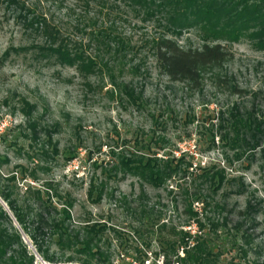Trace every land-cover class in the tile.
<instances>
[{"label": "rangeland", "instance_id": "obj_1", "mask_svg": "<svg viewBox=\"0 0 264 264\" xmlns=\"http://www.w3.org/2000/svg\"><path fill=\"white\" fill-rule=\"evenodd\" d=\"M128 5L119 0H0V160H7L0 167V188L7 186L9 174H18L12 195L19 200L27 186L44 190L52 182L61 197L74 200L72 228L85 221L107 226L104 264H159L160 249L177 240L173 231L193 236L197 220L203 224L201 236L220 254L217 264H264V129L252 151L238 153L219 138L221 115L227 119L235 107L241 114L255 112L264 122V50L245 37L216 41L210 35L216 25L167 33L160 17L145 18ZM41 19L59 30L70 50L97 63L108 61V70L100 63L99 73L80 74L48 57L41 49L51 40ZM108 28L112 39L90 35ZM163 33L182 49L219 43L232 58L205 70L197 88L172 82L159 72L151 51V41ZM116 38L123 40L119 47ZM127 86L136 99L127 98ZM21 100L33 107L30 119L19 111ZM30 121L38 126L35 144L23 137L30 134ZM49 138L58 155L39 163L47 170L38 171L35 181L21 180L17 166L33 170L27 156L41 147L51 153ZM135 151L158 158L184 153L185 175L155 189L130 175L104 171L117 154ZM212 168L222 170L226 180L216 193L200 177L201 170ZM92 184L97 188L92 200L101 189L99 203L88 198ZM0 207L32 264H52L37 253L1 198ZM248 207L254 210L244 218ZM189 208L199 216L192 217ZM234 227L239 233L233 236ZM47 249L50 257H58L55 245ZM65 259L54 264H80Z\"/></svg>", "mask_w": 264, "mask_h": 264}, {"label": "trees", "instance_id": "obj_2", "mask_svg": "<svg viewBox=\"0 0 264 264\" xmlns=\"http://www.w3.org/2000/svg\"><path fill=\"white\" fill-rule=\"evenodd\" d=\"M119 1L129 4V7L136 8V13H140L145 18L160 17L158 20L161 22V28L167 33H179V30L192 25H216V32L210 31V35L216 41L228 38L234 42L245 37L256 49L264 50V0ZM40 23L44 34L51 40L50 46L41 49L48 57H55L60 64L74 67L80 74L99 73L101 71L100 63L108 70L110 65L108 61L102 59L100 63H97L91 57H84L76 50H70L65 39H59V30L56 27L51 26L45 19H41ZM108 29H100L90 35L96 39L101 38V40L112 39L111 30ZM165 34L163 33L151 41V51L159 72L172 82L187 83L197 88L201 84V75L205 70L220 68L232 58L231 53L219 43L205 45L201 49H182ZM116 41L118 42H115L117 47L123 44V40L120 38H116ZM109 46L110 43L106 44L107 49ZM225 83L228 87L229 84ZM231 89L235 90V87ZM125 94L131 101L136 99L128 86ZM20 102L19 111L30 119L33 107L24 100ZM239 112V109L235 107L227 119L224 120L221 115L220 141L238 153L244 150H255L259 147V140L262 136L260 129H264V122L255 115V112L244 114ZM27 128L30 134L23 135V137L32 140L35 144L39 141L38 126L30 121ZM46 145L51 149V153L41 147L39 150H31V154L27 156L30 162L35 163L33 170L28 171L27 168L17 166L21 180L31 177L35 181L38 171L47 170V168L39 167V163L48 164L58 155L57 147L52 145L50 138ZM186 157L184 153L178 158L174 156L158 158L155 154L148 155L138 151L131 154L122 152L116 155V162L104 171L108 174L109 172H121L123 176L130 175L143 184L158 189L178 174L185 175L181 166ZM3 162L6 163L7 160H0V167ZM17 175L11 173L4 179L7 186L4 189L0 188V198L7 205L16 222L43 260L54 264L66 257L65 260L71 263L104 264L103 261L107 258L102 248V242H104V235L108 230L107 226L99 222L85 221L81 223L82 225L79 224L77 229L72 228L71 210L74 200L69 196L61 197L52 182H46L44 190L29 185L25 188L22 199H16V195L12 194L17 190ZM200 177L214 193L220 190L226 181L224 172L215 168L201 170ZM96 190L97 188L93 184L90 185L88 198L93 203H99L102 197L100 189L97 198L92 200ZM54 197L58 198V202H53ZM196 199L201 198L198 196ZM205 204L206 202L202 203V205ZM249 208L244 218L254 210ZM188 211L192 217L199 216L190 208ZM3 221L7 222L9 226H5L6 229H2L0 226V264H32L33 257L27 254L18 232L0 207V225ZM208 222L210 229L216 230L217 225L214 220L209 219ZM196 226H198V230L193 236L187 231H173L177 240L167 242L166 247L160 249L161 262L164 264H174L175 262H179V264H217L219 262L220 254L213 251L211 241L205 239V236H201L200 231L203 229L201 221L197 220ZM234 228L233 236L239 233V229ZM242 237L245 239V236L242 235ZM189 242L191 243L189 244ZM50 244L56 246L58 257L48 255L47 248ZM178 248L182 249L183 257L179 256ZM67 254L68 256H66ZM158 257L159 254L156 258Z\"/></svg>", "mask_w": 264, "mask_h": 264}, {"label": "built area", "instance_id": "obj_3", "mask_svg": "<svg viewBox=\"0 0 264 264\" xmlns=\"http://www.w3.org/2000/svg\"><path fill=\"white\" fill-rule=\"evenodd\" d=\"M180 257H183V253H182V249H181V252L179 254ZM144 263H147V262H144ZM159 264H164V262H158ZM174 264H179V262H175Z\"/></svg>", "mask_w": 264, "mask_h": 264}]
</instances>
